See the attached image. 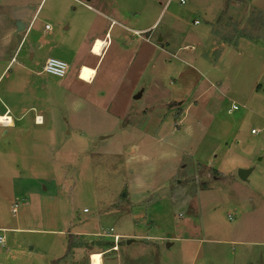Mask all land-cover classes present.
Returning a JSON list of instances; mask_svg holds the SVG:
<instances>
[{"label": "rangeland", "instance_id": "obj_1", "mask_svg": "<svg viewBox=\"0 0 264 264\" xmlns=\"http://www.w3.org/2000/svg\"><path fill=\"white\" fill-rule=\"evenodd\" d=\"M182 1L0 0V264H264V0Z\"/></svg>", "mask_w": 264, "mask_h": 264}, {"label": "bare ground", "instance_id": "obj_2", "mask_svg": "<svg viewBox=\"0 0 264 264\" xmlns=\"http://www.w3.org/2000/svg\"><path fill=\"white\" fill-rule=\"evenodd\" d=\"M104 49H105L104 41L97 39L96 41H94L93 46L90 50V53L95 57L101 58L103 56ZM95 76H96L95 70L85 66L81 68V71L79 73V80H81L82 82L86 84H91L94 81ZM36 120L39 124L41 123L40 117H37ZM1 124L5 125V126H2L3 128H9L13 126V120L9 116L8 113L0 116V125ZM90 263L91 264H102L100 256L98 254L92 255V257L90 256Z\"/></svg>", "mask_w": 264, "mask_h": 264}, {"label": "built area", "instance_id": "obj_3", "mask_svg": "<svg viewBox=\"0 0 264 264\" xmlns=\"http://www.w3.org/2000/svg\"><path fill=\"white\" fill-rule=\"evenodd\" d=\"M180 4H184V2L182 0H180ZM195 25H198V22H195ZM49 26H45V30H49ZM29 31V29L26 30V33ZM14 61V60H12ZM69 71V66L68 64H66L65 62L53 59V58H48L45 60L44 64H43V68H42V73L43 74H47V75H52L58 78H62L64 76H66V74ZM233 109H237L236 106H233ZM1 126H5L4 124H1ZM260 131L257 129H253L251 131V134L253 136H257V134H259ZM86 212V211H85ZM110 233H112V230H110ZM119 241L118 236H113V242L115 244V246L112 247V251L113 250H117V242ZM4 243V238L0 236V246H3ZM101 258V255H99ZM92 257V256H91Z\"/></svg>", "mask_w": 264, "mask_h": 264}, {"label": "crops", "instance_id": "obj_4", "mask_svg": "<svg viewBox=\"0 0 264 264\" xmlns=\"http://www.w3.org/2000/svg\"><path fill=\"white\" fill-rule=\"evenodd\" d=\"M90 1H92V0H87V2H90ZM113 5L115 6V8H116V4L113 2ZM85 8H87V10H91V11H93V12H95V10L94 9H91L90 7H86L85 6ZM37 13V12H36ZM16 16H17V18H16V20H18L16 23H19V21H20V15H17L16 14ZM6 23H8V21H6V18L3 16V15H0V30H2L3 28H4V24H6ZM27 29H30V26H28V28H26V30ZM97 39H95V41H96ZM92 46H93V44H92ZM92 46H91V48H92ZM19 47V46H18ZM33 58V56L31 55L30 56V59H32ZM48 59V58H47ZM12 60H14V58H11V60H9V58L7 57V56H5L2 60H0V66H2V65H5L6 63H8L9 65H5V68H4V70L2 71V72H0L1 74H0V79H1V77L4 75V73L7 71V69H9V67H10V64L13 62L14 63V61H12ZM2 69V68H1ZM1 71V70H0ZM82 82V81H81ZM86 84V83H85ZM0 101L1 102H3L4 100H3V97L2 96H0ZM9 114V116L11 117V113L12 112H10L9 113V110H8V108H6V110L3 112V114H1L0 116H2V115H5V114ZM23 117V116H22ZM21 117V118H22ZM12 118V120H14L15 119V116H12L11 117ZM13 127V126H12ZM12 127H9V128H12ZM3 128V127H2Z\"/></svg>", "mask_w": 264, "mask_h": 264}, {"label": "trees", "instance_id": "obj_5", "mask_svg": "<svg viewBox=\"0 0 264 264\" xmlns=\"http://www.w3.org/2000/svg\"><path fill=\"white\" fill-rule=\"evenodd\" d=\"M230 4H234V2L232 0L227 1L226 2V8ZM257 17H258L257 19L261 20L264 23V17L261 16V14H258ZM67 239H68V242H67V250L65 252V257L68 256L71 253V251L75 248V246H74L75 236L74 235H68Z\"/></svg>", "mask_w": 264, "mask_h": 264}, {"label": "water", "instance_id": "obj_6", "mask_svg": "<svg viewBox=\"0 0 264 264\" xmlns=\"http://www.w3.org/2000/svg\"><path fill=\"white\" fill-rule=\"evenodd\" d=\"M23 29H24V26L22 24H18L17 31L18 32H21V31H23ZM78 91H79V89H78ZM139 98H140V94H138V95L135 96V99H139ZM101 138H103V137H101ZM249 174H250L249 171H242V170L238 171V177H239V179L242 180V181H244V182L247 180V176ZM130 243H131V241H127V245H129Z\"/></svg>", "mask_w": 264, "mask_h": 264}]
</instances>
